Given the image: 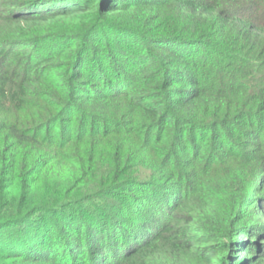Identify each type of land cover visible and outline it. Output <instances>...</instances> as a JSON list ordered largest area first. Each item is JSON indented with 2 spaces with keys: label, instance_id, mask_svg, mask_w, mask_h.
<instances>
[{
  "label": "trees",
  "instance_id": "1",
  "mask_svg": "<svg viewBox=\"0 0 264 264\" xmlns=\"http://www.w3.org/2000/svg\"><path fill=\"white\" fill-rule=\"evenodd\" d=\"M0 264H264V0H0Z\"/></svg>",
  "mask_w": 264,
  "mask_h": 264
}]
</instances>
